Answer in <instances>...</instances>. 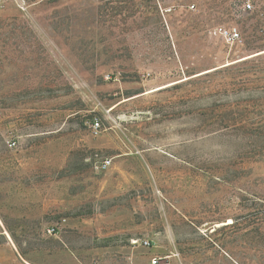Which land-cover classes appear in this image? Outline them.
Segmentation results:
<instances>
[{
    "label": "rangeland",
    "instance_id": "374dc122",
    "mask_svg": "<svg viewBox=\"0 0 264 264\" xmlns=\"http://www.w3.org/2000/svg\"><path fill=\"white\" fill-rule=\"evenodd\" d=\"M262 29L264 0H3L0 264H264Z\"/></svg>",
    "mask_w": 264,
    "mask_h": 264
},
{
    "label": "built area",
    "instance_id": "2783aa9c",
    "mask_svg": "<svg viewBox=\"0 0 264 264\" xmlns=\"http://www.w3.org/2000/svg\"><path fill=\"white\" fill-rule=\"evenodd\" d=\"M3 0H0V4L2 3ZM243 9L246 11H252L253 9V4L251 1H247L244 5H243ZM215 33L217 35H219V37L222 39V41L224 42L225 45L229 46V47H236V46H240L243 44V38L241 35L240 30L237 27H219L215 30ZM262 36L264 37V29H262L261 32ZM92 127L93 129L97 130L99 128V122L98 121H94L92 123ZM15 145L14 142H10L9 143V147H13ZM101 166L102 168H107L110 166V160L108 159H104L101 161ZM137 243V242H134ZM142 244L145 247L151 248V242H148L146 240L142 241ZM152 264H157V261L154 259L152 261Z\"/></svg>",
    "mask_w": 264,
    "mask_h": 264
},
{
    "label": "bare ground",
    "instance_id": "6f19581e",
    "mask_svg": "<svg viewBox=\"0 0 264 264\" xmlns=\"http://www.w3.org/2000/svg\"><path fill=\"white\" fill-rule=\"evenodd\" d=\"M248 58H250V56H248L247 58H244L243 60H246V59H248ZM225 224H232V221H231V220H228V222L225 223Z\"/></svg>",
    "mask_w": 264,
    "mask_h": 264
}]
</instances>
